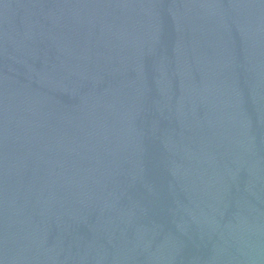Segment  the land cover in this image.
Instances as JSON below:
<instances>
[{"label":"water","instance_id":"obj_1","mask_svg":"<svg viewBox=\"0 0 264 264\" xmlns=\"http://www.w3.org/2000/svg\"><path fill=\"white\" fill-rule=\"evenodd\" d=\"M0 264H264V0H0Z\"/></svg>","mask_w":264,"mask_h":264}]
</instances>
